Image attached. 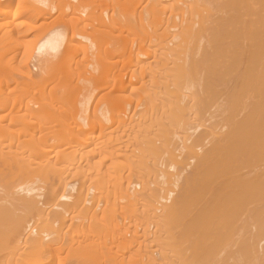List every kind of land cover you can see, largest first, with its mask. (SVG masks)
<instances>
[{
	"label": "bare ground",
	"instance_id": "1",
	"mask_svg": "<svg viewBox=\"0 0 264 264\" xmlns=\"http://www.w3.org/2000/svg\"><path fill=\"white\" fill-rule=\"evenodd\" d=\"M0 264H264V0H0Z\"/></svg>",
	"mask_w": 264,
	"mask_h": 264
},
{
	"label": "rangeland",
	"instance_id": "2",
	"mask_svg": "<svg viewBox=\"0 0 264 264\" xmlns=\"http://www.w3.org/2000/svg\"><path fill=\"white\" fill-rule=\"evenodd\" d=\"M52 14H53V15H52ZM52 14H51V17L55 16L54 14H56V13H52Z\"/></svg>",
	"mask_w": 264,
	"mask_h": 264
}]
</instances>
